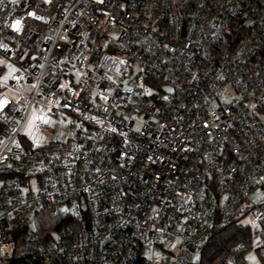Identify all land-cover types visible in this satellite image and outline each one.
I'll return each mask as SVG.
<instances>
[{
  "label": "built area",
  "instance_id": "2783aa9c",
  "mask_svg": "<svg viewBox=\"0 0 264 264\" xmlns=\"http://www.w3.org/2000/svg\"><path fill=\"white\" fill-rule=\"evenodd\" d=\"M0 45V264L264 248V0H0ZM32 112L81 125L37 147Z\"/></svg>",
  "mask_w": 264,
  "mask_h": 264
},
{
  "label": "rangeland",
  "instance_id": "374dc122",
  "mask_svg": "<svg viewBox=\"0 0 264 264\" xmlns=\"http://www.w3.org/2000/svg\"><path fill=\"white\" fill-rule=\"evenodd\" d=\"M33 113L37 116H41V114H39L38 112L31 113L29 120L26 126L24 127V132L26 134H29L30 132L34 134L36 132L34 127L29 128L28 126L31 121V117ZM51 120L53 121V123L47 124L48 125L47 132L48 131L53 132L54 133V135H52L53 138L56 137V135L64 136L66 130L73 129V127L75 126L79 127L81 125V123L76 122V120H74L68 113H61V115H59L58 117L51 118ZM47 136L48 135L46 134H42L38 136V138H41L43 140ZM260 196H264V194L257 195V197ZM244 257L246 258L249 264H264V248L263 246H261V242L257 241L255 247L249 248L246 251H244Z\"/></svg>",
  "mask_w": 264,
  "mask_h": 264
},
{
  "label": "trees",
  "instance_id": "16d2710c",
  "mask_svg": "<svg viewBox=\"0 0 264 264\" xmlns=\"http://www.w3.org/2000/svg\"><path fill=\"white\" fill-rule=\"evenodd\" d=\"M219 237V240L213 239L208 243L199 264H212L230 245L251 238L252 232L233 222L220 230Z\"/></svg>",
  "mask_w": 264,
  "mask_h": 264
},
{
  "label": "snow or ice",
  "instance_id": "6c2138e0",
  "mask_svg": "<svg viewBox=\"0 0 264 264\" xmlns=\"http://www.w3.org/2000/svg\"><path fill=\"white\" fill-rule=\"evenodd\" d=\"M29 15H34V13H30ZM20 21L17 20L15 22L14 25H12L13 28H15L16 30H19V26H20ZM0 47H2V45H0ZM0 63H3V61H0ZM12 71H16V69H12ZM9 75H11V72L9 73ZM6 79V78H5ZM169 91H172L171 89H169ZM165 99H167V97H165ZM9 101L7 100L6 96H4V94L2 92H0V112L3 111L4 107L6 106V104ZM39 120L40 122H42L43 124H50L53 123V121L51 120L50 117H46V115H41V116H37L33 113L32 117H31V121L29 123V128H33V127H38V125H36V121ZM205 127H207V125H205ZM113 131H115V129H113ZM30 135H32V133H29ZM32 139L35 142V146L39 147L40 144L43 142L41 138H38L35 135H32ZM97 172H99V169H96ZM264 179V178H262Z\"/></svg>",
  "mask_w": 264,
  "mask_h": 264
}]
</instances>
